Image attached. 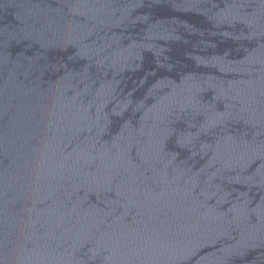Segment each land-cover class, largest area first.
<instances>
[{"label": "water", "instance_id": "1", "mask_svg": "<svg viewBox=\"0 0 264 264\" xmlns=\"http://www.w3.org/2000/svg\"><path fill=\"white\" fill-rule=\"evenodd\" d=\"M0 264H264V0H0Z\"/></svg>", "mask_w": 264, "mask_h": 264}]
</instances>
